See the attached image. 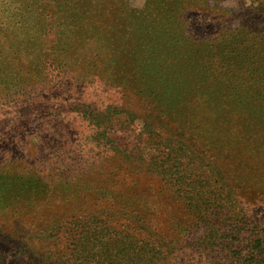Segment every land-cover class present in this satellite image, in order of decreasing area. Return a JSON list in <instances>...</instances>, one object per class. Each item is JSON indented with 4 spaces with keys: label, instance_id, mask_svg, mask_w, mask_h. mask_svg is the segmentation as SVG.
I'll use <instances>...</instances> for the list:
<instances>
[{
    "label": "trees",
    "instance_id": "trees-1",
    "mask_svg": "<svg viewBox=\"0 0 264 264\" xmlns=\"http://www.w3.org/2000/svg\"><path fill=\"white\" fill-rule=\"evenodd\" d=\"M170 1V25L187 48V65L179 70L183 63L178 64V83H168L162 67L151 78L154 85L139 82L135 71L134 87L121 86L118 77L116 83L105 82L118 96L119 90L123 96L132 92L127 97L149 104L157 124L147 123L151 116L146 112L138 117L145 137L142 133L122 144L115 133L126 120L119 117L137 118L126 106L77 102L65 115L87 122L90 135L108 143L112 156H122L125 163L113 162L100 171L96 161L72 162L71 170L57 168L54 182L34 167L19 174L0 167V219L8 211L16 214L24 200L42 203L39 215L18 213L37 227L32 245L26 244L34 263L264 264V238L254 235L250 225L256 221L245 210L232 212V200L237 201L225 170L193 156L194 145H205L202 139L222 152L230 145L237 151L230 158H237L238 166L264 177V5L252 7L248 20L224 29L215 41L198 43L194 34L180 30L186 21H179L188 10L198 14L197 9L187 5L190 0ZM7 9L0 11L5 17L0 22V95L20 105L22 87L38 88V76L30 70L59 56L53 46L39 54L37 26L20 8ZM51 81L42 93L61 88L60 79L55 85V78ZM51 157L45 163L53 171L57 158Z\"/></svg>",
    "mask_w": 264,
    "mask_h": 264
},
{
    "label": "rangeland",
    "instance_id": "rangeland-1",
    "mask_svg": "<svg viewBox=\"0 0 264 264\" xmlns=\"http://www.w3.org/2000/svg\"><path fill=\"white\" fill-rule=\"evenodd\" d=\"M202 1H187V5L194 6L199 15L188 10L184 13L187 17H179L180 22L186 21L187 24L180 30L194 34L198 43L203 39L215 41L224 29L238 27L248 20L252 7L259 3L264 5V0H204L206 4ZM0 3H3L0 11L8 8L14 12V8H20L30 17L29 20L32 19L42 40L37 51L39 54L44 56L53 46L59 56L54 63L46 58L44 62L41 60L39 67L27 65L26 68H32L30 71L38 76L34 85L38 88L30 91L31 86L22 87L25 100L20 105L11 101L12 97L0 95V167L4 164L5 170L18 174L21 169L34 167L33 170H41L47 180L54 182L58 180L54 176L57 168L62 166L71 170L72 162L89 165L96 161L100 171L113 162L125 163L122 156H112L107 149L108 143L102 139L95 140L90 135L92 129L87 122L72 117L71 113V117L65 115L77 102L97 106L118 104L122 109L126 106L137 118L119 117L126 123L122 125L124 129L116 130L115 135L118 134L122 144L125 140L135 142L137 135L143 136L142 133L145 137L146 127L138 117L146 116L147 112L151 116L147 123L151 121L156 125V119H153L155 111L146 102L127 97L132 92L128 94L125 91L123 96L118 88L121 94L118 96L105 82L116 83L118 77L121 86L134 87L132 76L135 71L139 82L154 85L151 78L162 67L168 83H178V64L183 63L179 70L187 65L183 58L187 48L183 39H176L177 29L170 25L168 11L172 8L171 1L0 0ZM2 18L5 17L0 12V22ZM53 78L54 85L58 79L62 81L61 88L50 94L47 91L42 93V86L46 88ZM188 85L186 93L190 89ZM169 129H173L172 124ZM201 142L205 145H194L193 156L205 164L211 162L217 168L218 165L223 167L225 181L232 186V198L237 201L236 205L232 200L235 206L232 212L238 208L245 210L256 221L250 225L254 235L264 238V177H255L244 163V167L238 166L237 158H230L237 152L232 146H227L230 151L222 152L218 151L217 145L209 146L204 139ZM208 147L212 148L206 149ZM63 153L65 157L62 160L60 154ZM51 156L57 158L53 160L56 168L53 171L46 165ZM133 162L127 161L128 165L135 166ZM68 174L74 176L71 172ZM20 204L16 214L8 211L0 219V264H36L27 253L26 244L32 245L37 227L26 220L25 214L18 213L30 211L34 216L39 215L43 210L42 203L24 200Z\"/></svg>",
    "mask_w": 264,
    "mask_h": 264
}]
</instances>
